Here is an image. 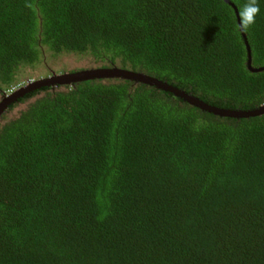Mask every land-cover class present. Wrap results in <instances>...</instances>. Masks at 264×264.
Here are the masks:
<instances>
[{"label":"trees","instance_id":"trees-1","mask_svg":"<svg viewBox=\"0 0 264 264\" xmlns=\"http://www.w3.org/2000/svg\"><path fill=\"white\" fill-rule=\"evenodd\" d=\"M247 2L0 0V90L66 53L253 110L264 0L241 31ZM20 103L0 117V264H264V113L221 117L120 78Z\"/></svg>","mask_w":264,"mask_h":264},{"label":"water","instance_id":"water-1","mask_svg":"<svg viewBox=\"0 0 264 264\" xmlns=\"http://www.w3.org/2000/svg\"><path fill=\"white\" fill-rule=\"evenodd\" d=\"M227 1V0H226ZM233 6V5H232ZM236 17L237 24L239 26V17L236 11V8L233 6ZM239 29H242L239 26ZM244 35V33H242ZM247 61L246 66L248 70L251 72H260L264 70V67L254 68L251 66V58L249 55V49L247 47ZM104 79V78H120V79H128L135 83H143L149 86H153L159 90L170 92L176 97L181 98L184 102L188 103L191 106H194L202 111H207L217 116L221 117H231V118H247L253 117L257 115H261L264 113V104L253 110H230L223 109L213 105H210L206 102H203L196 96L186 93L183 90H180L167 82L160 81L154 77L145 75L141 72H134L127 69L121 68H111V69H91V70H82L79 72L73 73H65L62 75H54L51 77L43 78L40 80H36L34 82H30L25 84L24 86L19 87L16 91L4 97V99L0 102V115L7 109L8 105L15 102L17 98L24 96L26 93H29L33 90L39 89L44 86L52 85V84H63V83H71V82H82L85 80L91 79Z\"/></svg>","mask_w":264,"mask_h":264},{"label":"rangeland","instance_id":"rangeland-1","mask_svg":"<svg viewBox=\"0 0 264 264\" xmlns=\"http://www.w3.org/2000/svg\"><path fill=\"white\" fill-rule=\"evenodd\" d=\"M45 56L46 61L43 59V61L36 66L31 68L27 67L24 70L25 73H23V78L25 80L43 78L51 72H58L69 68H93L97 66V64L92 62V58L89 55L76 57L74 54L62 53L53 56L50 52H48L45 54ZM25 104L26 103H23L22 105L21 103L18 104L17 106L9 110L6 114H8V117L10 118L17 116L18 113L25 108Z\"/></svg>","mask_w":264,"mask_h":264},{"label":"clouds","instance_id":"clouds-1","mask_svg":"<svg viewBox=\"0 0 264 264\" xmlns=\"http://www.w3.org/2000/svg\"><path fill=\"white\" fill-rule=\"evenodd\" d=\"M260 12V7H259V4H258V0H248L247 3H245L243 9L240 11V22H239V26L242 30H247L248 28H250L252 25L255 24L256 22V17L257 15L259 14ZM114 68V67H112ZM116 68H119V67H116ZM91 69H111L110 68H103V67H93V68H85L83 70H91ZM123 69V68H121ZM79 71H82V70H79ZM79 71H75V72H79ZM131 71V70H130ZM135 72V71H134ZM65 73H73V72H51L49 73L48 75H46L45 77L43 78H47V77H51V76H54V75H62V74H65ZM43 78H39V79H28L26 80L25 82H23V84H19V85H16L15 87H13L12 89H9V91H3V90H0V93H1V97H0V102L4 99V97L8 96L9 94L13 93L14 91H16L19 87L21 86H24L25 84L27 83H30V82H34L36 80H40V79H43ZM76 82H71V83H63V84H52V85H48V86H55V85H65V86H70L72 84H74ZM20 98V97H19ZM18 99V98H17ZM17 100L13 103H16ZM12 104V103H11ZM10 105V104H9ZM9 105L7 107V109L0 115V117L3 115V114H6L9 110H11V107L9 108Z\"/></svg>","mask_w":264,"mask_h":264}]
</instances>
